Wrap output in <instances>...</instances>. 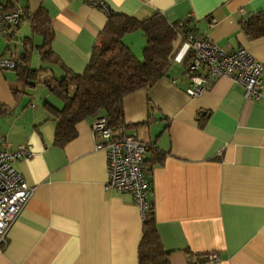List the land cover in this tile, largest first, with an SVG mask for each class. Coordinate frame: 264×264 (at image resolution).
Returning <instances> with one entry per match:
<instances>
[{
	"label": "crops",
	"instance_id": "crops-1",
	"mask_svg": "<svg viewBox=\"0 0 264 264\" xmlns=\"http://www.w3.org/2000/svg\"><path fill=\"white\" fill-rule=\"evenodd\" d=\"M107 1L109 13L138 20L155 13L170 23L186 19L182 37H205L226 52L243 47L264 66V33L245 31L241 24L264 16V0ZM12 5L20 17L23 11H44L52 51L73 72H83L109 13L85 0H12ZM27 37L33 39L29 66L36 70L35 84L26 85L14 68L0 67V149L31 146V156L11 165L33 191L8 229L0 264H139L146 215L131 193L105 187L106 153L91 128L103 114L79 121L73 139L55 143L52 107L60 110L63 101L43 81L51 70L56 77L61 72L41 61L34 48L41 36L33 34L29 19L8 34L0 32V57L22 53ZM121 41L142 58L141 31ZM189 49L193 54L187 42L176 41L166 76L123 97V117L131 124L127 135L151 146L145 171L165 259L264 264V68L257 101L224 77L189 97L184 64Z\"/></svg>",
	"mask_w": 264,
	"mask_h": 264
},
{
	"label": "trees",
	"instance_id": "trees-1",
	"mask_svg": "<svg viewBox=\"0 0 264 264\" xmlns=\"http://www.w3.org/2000/svg\"><path fill=\"white\" fill-rule=\"evenodd\" d=\"M12 1L4 4V10H13ZM20 20L29 19L33 34L41 36V43L36 48L41 61L57 66L61 74H51L44 79V86L63 101L60 110L52 107L56 120L55 143L63 145L76 135L75 124L86 117L103 114L107 127L111 131V139H122L127 135L123 117V97L142 87H150L166 76V69L173 53L175 42H186L183 33L188 30L186 19L176 23L168 22L160 13H155L144 20L134 17L109 13L102 31L96 36L91 49L90 59L82 73L73 72L52 51L49 20L45 12L30 15L22 12ZM20 23V22H19ZM245 31L264 33V16L257 20L241 23ZM19 25V24H18ZM139 30L145 37L142 58L138 59L125 46L121 38L124 34ZM184 38V39H183ZM180 40V41H179ZM182 41V42H181ZM184 41V42H183ZM33 39L24 40L25 48L19 55L13 56L16 61L14 69L26 85L35 84L36 70L30 68ZM191 49L184 58L187 68ZM101 116V115H100ZM151 148L145 143L143 167L147 171L152 159L145 158V152ZM145 179L149 189L147 174ZM143 226V237L139 247V264H167L159 236L155 230L151 207L146 211Z\"/></svg>",
	"mask_w": 264,
	"mask_h": 264
},
{
	"label": "built area",
	"instance_id": "built-area-1",
	"mask_svg": "<svg viewBox=\"0 0 264 264\" xmlns=\"http://www.w3.org/2000/svg\"><path fill=\"white\" fill-rule=\"evenodd\" d=\"M12 0H0V32L8 34L11 27L20 22L18 9L4 10V4ZM92 8L109 13L107 0H85ZM192 48L193 54L188 61L190 84L186 88L189 97L200 95L211 79L224 77L243 86L245 97L257 101L263 89L262 72L264 66L245 48L226 52L205 37L184 35ZM0 67L14 68L15 61L0 57ZM98 143L103 147L107 161V181L105 187L118 192H129L136 205L145 215L151 207L150 189L145 179L143 153L145 143L134 135H126L122 139H111V131L107 127L103 115L97 116L91 125ZM32 155L30 145H20L15 150L0 149V248L6 241L8 229L25 202L32 195L33 189L28 187L22 176L11 165L13 161ZM216 259L215 255H209Z\"/></svg>",
	"mask_w": 264,
	"mask_h": 264
},
{
	"label": "rangeland",
	"instance_id": "rangeland-1",
	"mask_svg": "<svg viewBox=\"0 0 264 264\" xmlns=\"http://www.w3.org/2000/svg\"><path fill=\"white\" fill-rule=\"evenodd\" d=\"M22 31H23V28H21V29L18 30L19 33H22ZM35 39L38 41L39 40V37L38 36H35ZM35 59H36V55H34V58H33V66H35V64L37 63ZM40 87H42L41 84H40Z\"/></svg>",
	"mask_w": 264,
	"mask_h": 264
},
{
	"label": "bare ground",
	"instance_id": "bare-ground-1",
	"mask_svg": "<svg viewBox=\"0 0 264 264\" xmlns=\"http://www.w3.org/2000/svg\"><path fill=\"white\" fill-rule=\"evenodd\" d=\"M148 150V149H147Z\"/></svg>",
	"mask_w": 264,
	"mask_h": 264
}]
</instances>
